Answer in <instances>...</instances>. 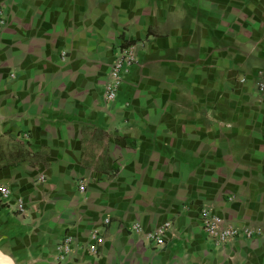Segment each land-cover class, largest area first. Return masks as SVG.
Returning <instances> with one entry per match:
<instances>
[{"label":"crops","instance_id":"crops-1","mask_svg":"<svg viewBox=\"0 0 264 264\" xmlns=\"http://www.w3.org/2000/svg\"><path fill=\"white\" fill-rule=\"evenodd\" d=\"M127 45L138 62L109 100ZM260 80L264 0H0V251L15 264H264ZM203 208L261 232L217 244ZM167 221L160 245L149 233Z\"/></svg>","mask_w":264,"mask_h":264},{"label":"built area","instance_id":"built-area-1","mask_svg":"<svg viewBox=\"0 0 264 264\" xmlns=\"http://www.w3.org/2000/svg\"><path fill=\"white\" fill-rule=\"evenodd\" d=\"M3 22V21H2ZM138 62V55L134 45H127L123 48L117 59L115 60L111 77L112 80L106 86V96L109 100H114L121 87L124 83L125 72L129 67ZM259 88L264 90V81H259ZM86 185L84 182L81 184V189H85ZM0 192L3 197H8L10 195V189L7 186H1ZM22 210H24L23 200L19 199ZM202 215V228L204 232L217 244H224L231 241L234 238L241 236L242 234L247 237L253 236L261 230H254L251 227H240L231 223H227L225 219L211 210L210 208H203L201 211ZM171 227V222L167 221L159 226L157 229L149 233L150 238H153L158 244H163L165 242L166 233ZM135 230L141 231L142 226L140 224L135 225ZM103 241V237L100 235L98 230L93 231V242L88 245L89 254H98L99 245ZM76 243L72 235L66 236L59 244L60 256L63 260H66L71 254L75 252Z\"/></svg>","mask_w":264,"mask_h":264},{"label":"water","instance_id":"water-1","mask_svg":"<svg viewBox=\"0 0 264 264\" xmlns=\"http://www.w3.org/2000/svg\"><path fill=\"white\" fill-rule=\"evenodd\" d=\"M0 264H15L14 261L0 251Z\"/></svg>","mask_w":264,"mask_h":264},{"label":"rangeland","instance_id":"rangeland-1","mask_svg":"<svg viewBox=\"0 0 264 264\" xmlns=\"http://www.w3.org/2000/svg\"><path fill=\"white\" fill-rule=\"evenodd\" d=\"M257 86H258V88H259V81L257 82ZM262 90V89H261Z\"/></svg>","mask_w":264,"mask_h":264}]
</instances>
